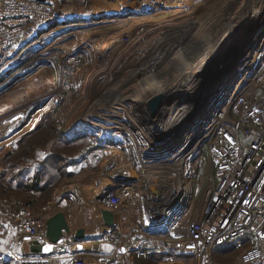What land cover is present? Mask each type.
<instances>
[{"label":"rangeland","instance_id":"obj_1","mask_svg":"<svg viewBox=\"0 0 264 264\" xmlns=\"http://www.w3.org/2000/svg\"><path fill=\"white\" fill-rule=\"evenodd\" d=\"M49 1L62 10V16L53 21L43 20L44 24L36 30H28L16 48L0 51V198L27 207L42 218L65 209L72 227L91 228L90 232L99 236L107 229L98 227L96 218L106 208L97 199L102 189L99 180L110 179L114 167L129 173L130 166L138 165L134 163L133 149L142 146L139 144L145 141L144 136L154 130L152 123L161 119L150 115L148 103L164 91L181 99L178 90L196 88L206 72L204 60L227 29L246 20L256 9V0H116L128 5L127 9L109 5L101 11L96 10V5L109 4L110 0ZM170 1L193 5L170 7ZM260 12L264 15V9ZM164 13L174 14L179 22L191 18L184 36L171 41L167 33L173 25H164L163 35L127 40L124 49L116 50L118 38L127 39V34L141 21L139 17L155 19ZM100 14L107 20L127 16L135 19L129 24L94 25ZM159 23L156 24L161 26ZM96 28L107 33L103 37L84 35ZM191 54L199 55L186 72L181 71ZM137 56L136 66L133 61ZM176 103L174 100L168 107ZM20 125L24 127L20 134L9 138ZM106 151L111 152L109 157ZM174 154L177 153L172 151L169 155L173 161ZM103 156L107 174L103 177L101 172L98 180V161ZM36 176L41 180L38 189ZM139 186L136 181L132 186L135 191L129 195L133 213H126L121 223L140 221L138 217H143L138 201L147 198L139 196ZM79 212L82 217L77 218ZM1 225L0 220V264H21L8 254L11 237ZM82 246L85 249L77 253L85 256L113 248L103 238ZM231 249L222 247L224 253L217 254L215 251L213 261L241 263L243 250ZM45 250L53 248L47 246ZM175 260L171 264H195L190 256ZM137 264L158 262L147 258Z\"/></svg>","mask_w":264,"mask_h":264},{"label":"built area","instance_id":"obj_2","mask_svg":"<svg viewBox=\"0 0 264 264\" xmlns=\"http://www.w3.org/2000/svg\"><path fill=\"white\" fill-rule=\"evenodd\" d=\"M262 1L256 0L253 6L256 9L245 17L246 20L235 25L247 22L248 26L249 22H255L258 31L247 35L240 45H247V51L235 60V70L243 72V76L209 123L199 158L194 163L189 155L174 154V161L169 156L157 161L153 159L157 155L164 156L167 150H158L154 154L157 150H151V143L168 129L177 127L182 119L178 117L168 125L167 118L174 121L178 115L167 111L182 106L179 112L185 116L191 110L189 103L180 101L186 96L183 94L186 90H178V95L183 97L178 99L172 95L177 103L171 107L163 105L155 116L161 119H155L154 130L145 136L143 143L153 153L142 157L131 152L134 163L138 164L130 168V172L138 174H130L135 181L129 187L122 184L110 192L106 191L108 185L103 188L106 192L103 204L115 214L133 213L129 195L135 191L132 186L136 181L140 183L139 196L147 200L152 196L157 204L147 206L146 211L141 208L143 218L140 221L119 223L114 229H107L103 240L113 245L110 251L85 256L72 250L67 235L58 243L49 242L46 218L9 199L0 198L1 228L10 233L7 252L13 259L21 264H136L163 254L166 257L158 264H171L177 257L183 259L184 256L192 257L195 264H216L214 252L225 247L232 248L231 252L243 250V260L239 264H264ZM53 10L54 4L49 0H0V51L20 44L26 23L45 20ZM204 62L202 66L205 67ZM195 91L193 88L187 92L192 95ZM106 152L109 157L111 152ZM170 210L173 211L171 218L158 227V216ZM158 229L160 234L153 233ZM37 245L42 246V252L32 250ZM46 246L53 250H45Z\"/></svg>","mask_w":264,"mask_h":264},{"label":"water","instance_id":"obj_3","mask_svg":"<svg viewBox=\"0 0 264 264\" xmlns=\"http://www.w3.org/2000/svg\"><path fill=\"white\" fill-rule=\"evenodd\" d=\"M254 25L255 22H249L247 26L246 22L244 25L230 27L226 30L224 36L204 62L206 72L198 81L196 91L192 95H186L181 100V103L191 105L190 112L181 119L177 127L168 129L151 143V150H167L164 156H155L153 158L155 161L168 157L172 151H175L178 156L189 155L192 163L199 158L202 147L206 142L204 135L209 123L226 104L237 81L243 76V72L235 70V60L245 55L247 51V45L240 47L248 37L247 35L252 32L257 33L258 30ZM173 99L172 94L166 95L164 93L152 98L148 103L150 115H156L159 108H162L163 105H170ZM131 173L138 175L135 171H131ZM134 181L135 179L129 177L126 173H120L115 180V184L121 182L126 186H131ZM116 189H118L117 185H108L106 191L110 192ZM105 196L106 192H102L97 199L103 202ZM100 213L107 229H114L116 227V214L107 208L101 209ZM107 229L104 230L102 235L95 236L86 235L85 229L79 228L74 233V240L76 242H86L102 239ZM164 232H167V229ZM71 234L72 228L64 212H58L46 221V237L49 242L58 243L65 235ZM32 250L40 253L42 252V246H33Z\"/></svg>","mask_w":264,"mask_h":264},{"label":"bare ground","instance_id":"obj_4","mask_svg":"<svg viewBox=\"0 0 264 264\" xmlns=\"http://www.w3.org/2000/svg\"><path fill=\"white\" fill-rule=\"evenodd\" d=\"M192 1V0H191ZM104 2V1H103ZM178 2H179V0H178ZM177 1H170L169 3H168V6H183V7H185V6H187V8H188V6H192L193 4L192 3H189V2H185V1H182V3H178ZM100 3V2H99ZM98 3V4H99ZM107 3V2H106ZM105 3V4H106ZM98 4L96 5V10H99V11H101V10H105L106 8V6H109V5H113V6H117V7H124L125 9H127L126 7H128V5H123L122 3H120V2H118V1H116V0H110L109 1V4L107 3L106 5L105 4H99V6H98ZM262 4H264V1H262ZM114 8V7H113ZM245 8H248V5L245 7ZM239 9V8H238ZM238 9L236 10V11H238ZM230 11V10H229ZM235 11V10H234ZM102 12H104V11H102ZM233 12V11H232ZM238 12H236V15L235 14H232V15H230L231 16V19H233L232 17L235 15V17L237 16L238 17ZM226 15V14H225ZM224 15V16H225ZM228 16V15H227ZM226 16V17H227ZM226 17H223L224 19L226 18ZM147 17H139V19H141V21L140 22H138V23H136V26H135V28H134V30L131 32V33H129V34H127V39H125V38H122V37H119L118 38V42H117V48H116V50L117 49H124V47H126V45H127V43L128 42H133V40L134 39H136V38H139V37H145V36H149V35H151V36H153V37H155V36H157V35H161L162 34V31H161V27L162 26H164V25H169L170 24V26L171 25H173V26H175V27H171V31L169 32V33H167V35L168 36H170V38L172 39L171 41H173L174 39H178V38H180V37H182V36H184L183 35V33H185L186 31H187V27L189 26V23H191V18H183L181 21H184V22H179L178 21V17H174V14H169V13H164V14H162V15H159L157 18H148V19H146ZM222 18V17H221ZM222 18V19H223ZM134 19L135 18H133V17H130V16H127V17H121V18H117V19H112V20H107V18L105 17V16H103L102 14H100V16H98V17H96L95 19H94V21H93V24L94 25H99V26H101V25H104V24H106V23H110V22H119L120 24H129V23H133L134 22ZM230 19V21L227 23V24H230L231 23V20ZM235 19V18H234ZM158 22H160L159 23V25H161V26H158L156 23H158ZM176 22H179V24H175ZM227 22V21H226ZM182 23V24H181ZM224 23V22H223ZM75 24V23H74ZM73 24V25H74ZM75 25H79V23L78 24H75ZM168 29H170L169 27H168ZM89 33H91V35H93V34H98L97 36H100V37H103L104 35H105V33H107V32H104V30H101L100 28H96V29H93L91 32H86L84 35L85 36H88V35H90ZM163 35V34H162ZM126 37V36H125ZM127 40H129L128 42H127ZM186 40V39H185ZM181 41H182V39H181ZM99 42V41H98ZM101 42V41H100ZM188 42V41H187ZM186 42V43H187ZM102 43V42H101ZM159 43V42H158ZM164 44V43H163ZM194 44V43H193ZM98 45V44H97ZM101 45V44H100ZM115 45V46H116ZM189 45V44H188ZM191 45V44H190ZM129 46V45H128ZM197 46V45H196ZM206 47V46H205ZM204 47V48H205ZM100 48V47H99ZM192 48V47H191ZM185 50V49H184ZM198 53H200V52H198ZM196 54V53H195ZM138 55V54H137ZM199 55V54H198ZM197 55V56H198ZM139 56V55H138ZM136 57V59H135V61H133V62H136V66L138 65V59H139V57ZM191 56L192 57H190V60L188 61V64H186V67L185 68H182L181 69V71H187V69L190 67V66H192V63L194 64V61H196V57L197 56H194L193 57V55L191 54ZM144 58H145V56H144ZM141 63V62H140ZM70 64V63H69ZM114 65V64H113ZM190 65V66H189ZM192 72V71H191ZM193 73V72H192ZM185 74V73H184ZM183 75V74H182ZM178 77H180V75L178 76ZM177 77V78H178ZM184 77V76H183ZM176 78V77H175ZM176 78V79H177ZM186 78V77H185ZM176 79H175V81H176ZM179 79V78H178ZM187 80V79H186ZM175 83V82H174ZM177 83V82H176ZM193 85V84H192ZM211 85V84H210ZM187 86V85H186ZM212 86V85H211ZM186 88V87H185ZM164 93H165V91H164ZM190 93V92H189ZM183 94H185V95H187L188 94V92L187 91H185ZM109 103V102H108ZM106 105H107V103H106ZM182 109V106L181 107H173V109H171V111H169L170 113L169 114H172V115H178V116H176L175 118H174V121H173V119H171L170 117H168L167 118V121H168V125L169 124H172V122H175V120L176 119H178V117H180V119L181 118H183L184 117V114H183V112L181 113V112H179L180 110ZM21 127H19L18 129H16V130H14V131H12L13 133L11 134V136L9 137V138H13V137H15V136H17V135H19L20 134V132L23 130V125H20ZM10 133V132H9ZM143 137V136H142ZM9 138L7 139V135L5 136V144H7L8 145V142H9ZM144 138H145V136H144ZM143 140H145V139H143ZM146 141V140H145ZM144 141H142L139 145H142V146H136L135 147V149H133V152H136V154L138 155V156H145V155H147V154H150V153H153V151H151L150 149H148V148H146V146L144 145V143H143ZM10 145V144H9ZM137 145V144H136ZM8 149V148H7ZM158 153V151L157 152H154V154H157ZM131 167V166H130ZM110 180V179H109ZM107 184H105V185H102V187L101 188H104V186H106ZM127 187H129V186H127ZM103 192V189H101V192H99V194L100 193H102ZM146 199V198H145ZM140 203V207L141 208H144V211H146V207L147 206H152V205H156L157 203H154L153 202V200H152V196H150V198L147 200H144V199H141V201L139 202ZM173 204V203H172ZM174 205H175V203H174ZM173 215V211H168L167 213H163V214H161V215H159L158 216V227L160 226L161 227V225H163L165 222H167L170 218H171V216ZM154 223H156V222H154ZM43 250V249H42Z\"/></svg>","mask_w":264,"mask_h":264},{"label":"crops","instance_id":"obj_5","mask_svg":"<svg viewBox=\"0 0 264 264\" xmlns=\"http://www.w3.org/2000/svg\"><path fill=\"white\" fill-rule=\"evenodd\" d=\"M53 3V2H52ZM54 4V3H53ZM59 7L58 6H56V5H54V10H53V13L51 14V16L49 17V18H47V20H51V21H53V20H55L57 17H59V16H62V10H60L59 11ZM53 19V20H52ZM46 20V19H45ZM44 20V21H45ZM46 20V21H47ZM43 20H41V21H29V22H27L26 23V31H25V34H24V37H25V35H26V33L28 32V30H30V29H33V30H36L40 25H42V24H44V22H42ZM53 24V23H52ZM24 39V38H23ZM23 41V40H22ZM21 43V42H20ZM19 45V44H18ZM17 45V46H18ZM17 46H15V47H13V48H16ZM106 163H105V157L103 156V158H102V160L101 161H98V172H97V175H98V180L100 179L99 178V175L101 174V172H102V174H103V177H105L106 176V172H107V169L108 168H106ZM114 171L112 172V176H111V178H110V180L109 179H107L108 180V182H107V180H104V178H102V180L100 179L99 181L101 182L100 184H101V187H102V185H105V184H107V185H117L118 187L119 186H122V183L121 182H119V183H117V184H115V180L117 179V177H118V175L120 174V173H126V171L125 170H127V169H125L124 171L125 172H123V170L121 169V168H116V167H114V169H113ZM131 170V169H130ZM129 177L130 176H132V175H130L131 174V172L130 173H126ZM106 185V186H107ZM104 188H105V186H104ZM103 189V188H102ZM58 212H64L65 214H66V217H67V219H68V222H69V224H70V226H71V220H70V215H69V213L65 210V209H60V210H58L57 212H54V213H52V214H50L49 216H47L46 217V221L51 217V216H53L54 214H56V213H58ZM126 213H128L127 211H125V212H117L116 213V216H115V222H116V225H118L119 223H121L122 222V220L123 219H125L124 217H125V214ZM100 214V213H99ZM95 216H97V213H95ZM94 216V217H95ZM127 216L129 217H131L132 219H136V218H134L133 216H131L130 214H127ZM76 217L77 218H79V217H82L81 215H80V212L79 213H77L76 214ZM97 219H98V222H99V225H98V227H101V225L102 226H104L105 228H107L105 225H104V223H103V220H102V216H99V217H96ZM143 217L141 216V218H139L138 217V219H142ZM127 219H129V218H127ZM120 221V222H119ZM103 227V228H104ZM71 228H72V234L71 235H67V236H69V239L71 240V245H72V250L73 251H79V249H85V247H83L82 245L84 244V243H86V242H88V241H86V242H76L75 240H74V233H75V231L77 230V229H79V228H84L85 229V231H86V235H95L96 233H95V231L94 232H90V229L91 228H86V227H80V226H77V225H75V226H71ZM46 248H47V246H46ZM27 249V248H26ZM48 251V250H47ZM92 253V252H91Z\"/></svg>","mask_w":264,"mask_h":264},{"label":"trees","instance_id":"obj_6","mask_svg":"<svg viewBox=\"0 0 264 264\" xmlns=\"http://www.w3.org/2000/svg\"><path fill=\"white\" fill-rule=\"evenodd\" d=\"M40 178L38 177V176H36V182H37V184H36V189H38L37 187H38V183H40ZM40 190H41V188H39ZM217 253H224V251H222L221 250V247L220 248H218L217 250H216V252H215V254H217ZM165 255H163V254H158V255H155V256H150L149 258H153L154 260H156L157 262H160V261H162V260H164L165 259ZM145 260V259H144ZM139 262V261H138ZM138 262H136V264L138 263ZM214 263H216L215 261H214ZM217 264V263H216Z\"/></svg>","mask_w":264,"mask_h":264}]
</instances>
